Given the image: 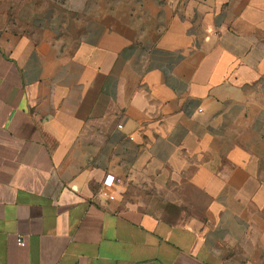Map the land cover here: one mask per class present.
I'll return each instance as SVG.
<instances>
[{
	"label": "crops",
	"instance_id": "0c3cea01",
	"mask_svg": "<svg viewBox=\"0 0 264 264\" xmlns=\"http://www.w3.org/2000/svg\"><path fill=\"white\" fill-rule=\"evenodd\" d=\"M0 264H264V0H0Z\"/></svg>",
	"mask_w": 264,
	"mask_h": 264
},
{
	"label": "built area",
	"instance_id": "2783aa9c",
	"mask_svg": "<svg viewBox=\"0 0 264 264\" xmlns=\"http://www.w3.org/2000/svg\"><path fill=\"white\" fill-rule=\"evenodd\" d=\"M120 127V126H119ZM120 183V180L112 175H105L102 180L100 195L106 199H113V190L116 185ZM22 245V243L20 242Z\"/></svg>",
	"mask_w": 264,
	"mask_h": 264
}]
</instances>
